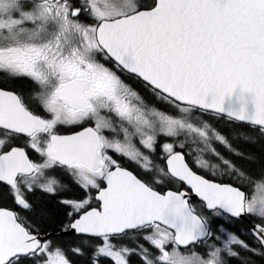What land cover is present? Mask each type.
<instances>
[{"label":"snow or ice","instance_id":"snow-or-ice-1","mask_svg":"<svg viewBox=\"0 0 264 264\" xmlns=\"http://www.w3.org/2000/svg\"><path fill=\"white\" fill-rule=\"evenodd\" d=\"M0 264H264V0H0Z\"/></svg>","mask_w":264,"mask_h":264}]
</instances>
